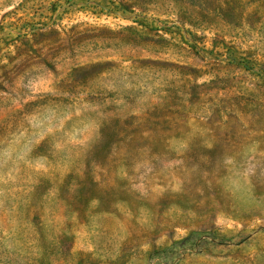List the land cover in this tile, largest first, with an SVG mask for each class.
<instances>
[{"label":"rangeland","instance_id":"374dc122","mask_svg":"<svg viewBox=\"0 0 264 264\" xmlns=\"http://www.w3.org/2000/svg\"><path fill=\"white\" fill-rule=\"evenodd\" d=\"M0 264H264V0H0Z\"/></svg>","mask_w":264,"mask_h":264}]
</instances>
